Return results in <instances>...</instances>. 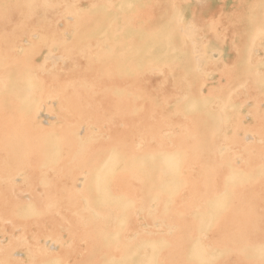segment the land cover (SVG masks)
Wrapping results in <instances>:
<instances>
[{"label":"bare ground","instance_id":"bare-ground-1","mask_svg":"<svg viewBox=\"0 0 264 264\" xmlns=\"http://www.w3.org/2000/svg\"><path fill=\"white\" fill-rule=\"evenodd\" d=\"M261 21L264 0H0V264H259Z\"/></svg>","mask_w":264,"mask_h":264},{"label":"snow or ice","instance_id":"snow-or-ice-1","mask_svg":"<svg viewBox=\"0 0 264 264\" xmlns=\"http://www.w3.org/2000/svg\"><path fill=\"white\" fill-rule=\"evenodd\" d=\"M8 7L7 5L5 6ZM175 7V5H174ZM191 28H195V25H190ZM261 31L264 32V21H261ZM256 254L259 255V264H264V240L261 241L258 249H255ZM199 264H209L207 260H201ZM251 264H255V262H251Z\"/></svg>","mask_w":264,"mask_h":264},{"label":"rangeland","instance_id":"rangeland-1","mask_svg":"<svg viewBox=\"0 0 264 264\" xmlns=\"http://www.w3.org/2000/svg\"><path fill=\"white\" fill-rule=\"evenodd\" d=\"M45 113L48 114V115H46ZM41 114H42V116H44L45 119L48 118V117H50L49 116L50 114L46 110H42L41 111Z\"/></svg>","mask_w":264,"mask_h":264}]
</instances>
